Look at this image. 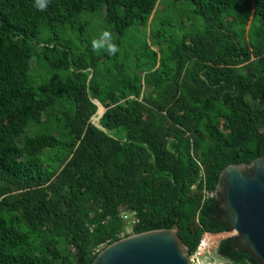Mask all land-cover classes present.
I'll return each instance as SVG.
<instances>
[{"label": "trees", "instance_id": "1", "mask_svg": "<svg viewBox=\"0 0 264 264\" xmlns=\"http://www.w3.org/2000/svg\"><path fill=\"white\" fill-rule=\"evenodd\" d=\"M167 1L179 14L0 0V264H93L176 225L194 256L204 234L230 232L208 194L264 157V0ZM105 30L114 56L91 50ZM216 257L259 264L234 237Z\"/></svg>", "mask_w": 264, "mask_h": 264}, {"label": "water", "instance_id": "2", "mask_svg": "<svg viewBox=\"0 0 264 264\" xmlns=\"http://www.w3.org/2000/svg\"><path fill=\"white\" fill-rule=\"evenodd\" d=\"M215 195L221 203L218 220L236 233L235 247L264 264V157L227 167ZM179 231L176 225L122 239L103 250L93 264H194Z\"/></svg>", "mask_w": 264, "mask_h": 264}, {"label": "built area", "instance_id": "3", "mask_svg": "<svg viewBox=\"0 0 264 264\" xmlns=\"http://www.w3.org/2000/svg\"><path fill=\"white\" fill-rule=\"evenodd\" d=\"M208 195L212 198L215 196V194H208ZM122 217L129 224L127 233L130 234L131 233L130 226H134V225L139 223V221L136 217V213L135 212L123 213ZM214 236H216V235H212L209 233L204 234L203 238L201 239L198 251L196 252V254L194 256H191V259H192L194 264H203V262L210 255L211 247L213 245ZM235 236H236V233H235ZM124 237H125V235L123 234L122 238H124Z\"/></svg>", "mask_w": 264, "mask_h": 264}, {"label": "clouds", "instance_id": "4", "mask_svg": "<svg viewBox=\"0 0 264 264\" xmlns=\"http://www.w3.org/2000/svg\"><path fill=\"white\" fill-rule=\"evenodd\" d=\"M48 2L49 0H35L34 6L38 10L43 11L46 9ZM91 50L95 53L104 51L110 56H114L120 51L119 47L113 41L112 33L108 30L103 31L99 38L92 40Z\"/></svg>", "mask_w": 264, "mask_h": 264}, {"label": "rangeland", "instance_id": "5", "mask_svg": "<svg viewBox=\"0 0 264 264\" xmlns=\"http://www.w3.org/2000/svg\"><path fill=\"white\" fill-rule=\"evenodd\" d=\"M169 3L170 2L167 0H161L159 7H158V11L163 10L164 16L171 15V14L174 15L175 13L179 14V12H178L179 10L176 11L175 8L173 6H171ZM181 7L186 8V5H181ZM177 14H175V15H177ZM185 22H186V18H185ZM100 110L105 112L103 107H101ZM127 230H128V228H127ZM234 236H235L234 232L223 233V234L214 236L213 245L211 247V253L206 259L207 262H205L203 264H217V263L218 264H227L226 262H224V261H222L216 257V249H217V246L219 245V243L221 241H223L226 238H230V237H234Z\"/></svg>", "mask_w": 264, "mask_h": 264}, {"label": "crops", "instance_id": "6", "mask_svg": "<svg viewBox=\"0 0 264 264\" xmlns=\"http://www.w3.org/2000/svg\"><path fill=\"white\" fill-rule=\"evenodd\" d=\"M104 113V112H103ZM100 116H101V113H100ZM101 118V117H100Z\"/></svg>", "mask_w": 264, "mask_h": 264}]
</instances>
